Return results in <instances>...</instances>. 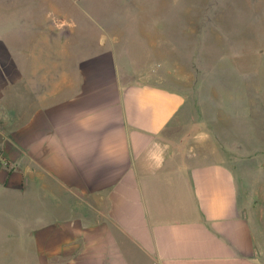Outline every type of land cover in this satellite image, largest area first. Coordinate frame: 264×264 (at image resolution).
I'll return each instance as SVG.
<instances>
[{
    "label": "crops",
    "instance_id": "1",
    "mask_svg": "<svg viewBox=\"0 0 264 264\" xmlns=\"http://www.w3.org/2000/svg\"><path fill=\"white\" fill-rule=\"evenodd\" d=\"M47 1L99 24L122 19L106 5L133 0ZM51 22L33 36L22 30L18 50L0 36V198L10 197L0 201V229L19 230L0 255L19 264H264V231L236 203L264 196L248 176L255 145L234 141L226 125L254 114L264 136V94L252 103L249 83L236 90L221 62L207 92L199 80L185 87L170 59L178 51L151 33L137 31L136 48L116 26L76 32ZM259 147L253 166L263 172Z\"/></svg>",
    "mask_w": 264,
    "mask_h": 264
},
{
    "label": "rangeland",
    "instance_id": "2",
    "mask_svg": "<svg viewBox=\"0 0 264 264\" xmlns=\"http://www.w3.org/2000/svg\"><path fill=\"white\" fill-rule=\"evenodd\" d=\"M66 5L67 3H59L58 10L54 11L47 0H25L24 3L22 0H0V36L18 50L17 44L22 43L20 37L22 30L30 31L29 34L33 36L38 24L48 17L52 18L51 26L66 24L74 27L76 32H82L84 28L98 31L102 26L107 28L116 26L125 30L128 37L131 33L136 41L133 43L138 45L136 48H142V43L138 41L141 37L138 39L139 34L136 32L144 31L151 33L154 39L158 43L161 41V45L166 48L178 51L170 59L180 67L179 71L186 75L185 87L190 88L192 80L195 81L193 83L199 80L201 87L207 92L209 72L214 70L215 66L219 67L221 62L228 72V80L230 82L236 80V90L241 92L247 81L249 89L248 91L243 89L245 94L246 92L249 94L252 103H260L259 94H264V86L259 84L261 77H264V0H133L121 6L106 5V12L110 15L117 12L118 17L122 19L103 21L99 24L91 21L85 23V19L81 20L78 13L65 11ZM197 37L200 40L198 45ZM192 39L195 41L194 44H188ZM17 54L22 57L23 52L17 51ZM9 55L12 59L13 54H8V57ZM123 55L125 59L132 57L152 61L147 54ZM170 71L173 72L175 69ZM262 119L263 117L249 114V117L241 116L238 120L234 117L231 122L228 120L226 125H231L235 131L232 130L234 141L236 138L241 140L248 138L249 143L256 147L257 144L264 143L260 127ZM224 122L217 121V127L224 125ZM255 147L248 151L249 155L254 157V160L249 159L253 164L257 162V157L263 154L260 147ZM244 151L247 152L244 149L241 153ZM253 164L250 165L248 174L253 181L249 183L256 190L264 189V170L257 171ZM257 179L261 181L258 182ZM5 198L10 197H2L0 201H4ZM236 203L250 216L254 227L264 231V196L238 197ZM4 208L7 210V207ZM18 231L17 228L0 229V251L1 241ZM0 264L19 262L16 259L7 260L0 255Z\"/></svg>",
    "mask_w": 264,
    "mask_h": 264
}]
</instances>
